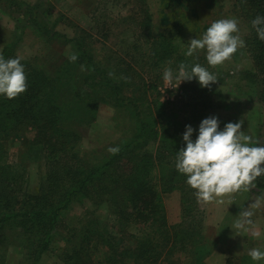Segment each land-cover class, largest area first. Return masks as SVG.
Returning a JSON list of instances; mask_svg holds the SVG:
<instances>
[{"label": "rangeland", "instance_id": "1", "mask_svg": "<svg viewBox=\"0 0 264 264\" xmlns=\"http://www.w3.org/2000/svg\"><path fill=\"white\" fill-rule=\"evenodd\" d=\"M21 1L40 5L36 18L41 25L39 27L33 25L27 19L29 15H23L16 8L12 17L2 6L3 3L4 6L8 4L0 0V51L5 44H11L16 57L41 65L44 70L53 73L63 63L66 67L73 68L77 60L71 62L69 56L78 55L77 45L63 40L79 36L82 38V47H88V52L94 57L97 65L108 67V72L112 75L128 74L138 80L137 83L141 84V92L143 91L140 110L144 111V116L148 115L154 119L153 126L157 128L158 135H162L161 130L165 128L170 135L174 132L180 141H183L186 126L191 125L194 129L191 139L195 141L201 121L215 116L219 120L220 130H223L226 123L242 120L241 130L244 134L251 136L258 145L264 142V107L256 95V80L251 72V63L242 48H239L229 60L215 67L208 65L206 50H199L186 59L190 65L200 63L216 75L217 81L208 88L201 87L196 78L181 82L178 87H175L176 81H173L175 88L168 86L163 80L165 68L171 67L174 72H178L177 64H170L171 58L176 59L177 53L182 51L186 56L189 40L200 38L205 28L207 30L212 22L223 18H237L239 35L243 38L246 26L241 18L236 16L233 0H195L189 4L190 8H196L198 22L205 27L204 30L203 27L199 28L198 34L188 30L183 37L173 38L176 50L167 56L157 52L164 57V60L159 59L158 63L156 61L158 55L152 54V50L156 49L152 47L146 50L145 47L150 45L149 39L139 36L143 34L142 29L134 26L133 18L139 21L146 15L145 18L151 28L163 33L166 27L162 20L164 13L162 10L165 8L163 4L169 3V0ZM8 6L16 7L14 4ZM9 11L12 9L9 8ZM17 18L21 19V22H18ZM137 45H145V47L139 49ZM143 60L146 63H143ZM127 61L131 62L129 71H122ZM140 94L137 92V96ZM111 102L112 104L100 103L96 109L95 119L81 127L83 133L78 150L82 156L95 158L99 153L107 152L109 148L130 137L134 118L129 116L128 109L113 105L114 100ZM32 134V131L28 130L13 141L8 138L6 157L8 161L20 163L23 168L25 167L26 188L30 192H36L42 185L45 163L41 149L30 151L28 147L26 148V141L32 137ZM140 146L141 150L147 149L151 152L149 154L154 160L151 178L149 176L150 183L155 184L156 189L160 191L162 189L159 181L160 161L168 168H172L173 165L176 169L178 151H175V156L163 157L171 146L163 147L158 136ZM252 146L257 144L254 143ZM167 173V171L163 172V174ZM181 177L187 181L186 175L183 174ZM186 185L191 191L190 201L186 200V205L192 207L190 212L184 213L181 208L182 201L178 189L171 188L160 193L162 229L172 232L180 229L185 222L184 225L188 226V230L192 227L199 231H192L193 234L186 245L183 246L185 242L177 243L178 246L168 254L166 251L169 245L163 244L159 235L161 232L160 230L157 232L154 226V232L158 234L153 239V243L160 256L151 264H239L241 257L248 255L251 248L264 250V199H259L264 197V191L261 195H257L240 190L217 197L211 202H204L198 201L194 195L195 190L187 182ZM221 199L223 203L219 202ZM254 204L255 207L252 206ZM243 210L253 213L250 217L252 223L245 224L242 229H236L234 222ZM113 217L109 207L104 203L95 205L86 199L70 204L62 211L56 227L51 232L50 248L41 254L36 264H62L60 252L75 241L77 236L72 233V229L80 227L84 223L82 221L90 220L92 224L96 222V229L105 227V230L111 234L119 236L122 240L120 247L123 246L124 249L135 242L133 239H138V242L131 245V248L140 243L139 239L144 244L147 243L148 233L150 230L153 231L150 227L132 220V217H129L128 221L123 220L124 225L119 227ZM88 233L92 234L90 228ZM199 235H202V244L207 245L209 250L201 253V257L197 259L193 242L198 244L196 241ZM98 239L100 240L101 237L98 236ZM13 249L15 248L9 247L12 252L9 254L12 255L10 263L4 264H20L19 255ZM105 249L104 244L98 245L93 235L90 236L88 253L91 259L99 257L102 261ZM124 261L125 264H144L141 258L129 254L124 255ZM248 262L240 264L251 263ZM100 263L93 262V264ZM254 264H264V260L256 261Z\"/></svg>", "mask_w": 264, "mask_h": 264}, {"label": "trees", "instance_id": "2", "mask_svg": "<svg viewBox=\"0 0 264 264\" xmlns=\"http://www.w3.org/2000/svg\"><path fill=\"white\" fill-rule=\"evenodd\" d=\"M4 1L8 5L16 6L9 7L5 4V7L2 4L12 17L16 8L23 15H29L27 19L33 25H41L36 18L40 5L24 3L21 0ZM189 1L169 0V3L163 4L165 8L162 10V20L166 24L165 29H162L163 33L151 28L146 15L139 21L133 18L134 26L142 29L143 34L139 36L147 37L150 44L149 47H137L156 49L152 50V54L158 55L157 63L159 59L164 60L161 54L167 56L176 50L173 38L183 37L188 30L196 33L199 28L203 27L204 30L205 27L198 22L196 8L189 6L195 0ZM233 5L236 16L246 26L243 35L245 47L242 49L250 60L251 72L256 80V95L264 107V40L258 38L251 24L256 16H264V0H233ZM17 20L21 22V19ZM81 40L79 36L63 40L77 45L78 59L72 69L63 63L53 74L44 70L41 65L21 60L27 76V91L15 99L0 95V264L10 263L12 255L9 254L12 252L9 247L15 248L13 251L19 255L20 264H36L41 254L51 246V232L62 211L70 204L86 199L91 204H106L119 227L124 225L123 220L128 221L132 217V220L150 227L153 231H149L146 244L139 239L140 243L131 248V245L138 242V239H133L135 242L124 249L123 246L120 247L122 240L119 236L111 234L105 227L96 229V222L92 224L90 220L82 221L84 223L81 226L85 225L84 227L72 229V233L77 236L75 241L60 252L62 264H125V254L141 258L144 264H151L160 256L153 243L159 230L163 244L169 245L166 251L168 254L178 246L177 243L185 242L183 246L186 245L192 231H199L192 227L188 230L185 222L180 229L172 232L162 229L160 193L171 188L178 189L181 208L186 213L192 209L186 205V200L190 201L191 191L181 177L183 174L173 165L168 168L162 161L159 170L162 189L158 191L156 185L150 183L154 159H151V152L147 149L141 150L140 146L158 136L163 147L171 146L167 154H163L166 157L175 156V151L186 146L185 142L180 141L174 132L170 135L165 128L161 130L162 135H158L157 128L153 126L154 119L144 116V111L140 110L143 91L141 92L138 80L128 74L110 76L108 67L97 65L88 52V47H82ZM10 45L5 44L0 51L6 59L16 57ZM184 53H177L176 59L171 58L170 64H189L186 60L189 56ZM142 62L146 63L144 60ZM130 64L127 61L122 71H129ZM132 71L136 72L134 69ZM137 92L141 94L137 96ZM111 100H114L113 105L128 109L129 116L134 118L130 137L112 147L119 148L117 154L107 151L99 153L95 158L82 156L78 150L83 133L81 127L95 119L100 103L112 104ZM28 130L33 134L27 139L26 148L30 151L41 149L45 163L42 185L36 192H30L26 188L25 167L8 161L6 157L8 138L13 141ZM164 170L168 173L163 174L166 172ZM255 185L248 190L249 194L261 195L264 191V175L257 178ZM154 226L157 232H154ZM89 228L92 234L88 233ZM92 235L98 245H105L102 261L99 257L91 259L88 253ZM98 236L101 237L100 240ZM196 242L197 245L193 242L194 253H197L195 257L199 259L201 253L208 251L209 247L202 244V235L198 236ZM245 261L256 263L247 254L241 257L239 264Z\"/></svg>", "mask_w": 264, "mask_h": 264}, {"label": "clouds", "instance_id": "3", "mask_svg": "<svg viewBox=\"0 0 264 264\" xmlns=\"http://www.w3.org/2000/svg\"><path fill=\"white\" fill-rule=\"evenodd\" d=\"M251 24L258 38L264 40V16H256ZM239 32L237 18L216 20L200 38L189 40L186 55L191 57L199 50H206L208 65H221L239 48L245 47V41ZM77 59L76 54L69 56L71 62ZM193 78L204 88L217 81L216 75L200 63L189 65L181 62L178 72H174L171 67L163 71V80L171 87L173 81H176L175 87H178L181 82L191 81ZM27 88V76L21 58L6 59L0 53V95L15 99L25 93ZM242 124V120L229 122L220 130L218 118L210 116L201 121L195 141L191 139L194 129L191 125L186 126L183 133L186 146L177 152L175 167L178 172L187 176L186 182L195 190L194 195L198 201L211 202L226 194L248 191L256 186L257 178L264 175V145H258L251 136L245 135L241 130ZM254 143L257 146H252ZM108 151L117 154L119 148H109ZM219 202L223 203V200ZM252 206L255 207L256 204ZM252 215L251 211L243 210L234 222V227L242 229L245 224H251ZM248 255L253 261L264 260V250L259 248H251Z\"/></svg>", "mask_w": 264, "mask_h": 264}]
</instances>
